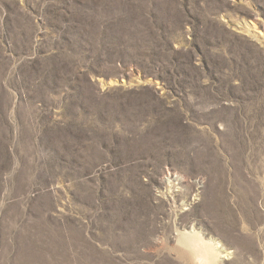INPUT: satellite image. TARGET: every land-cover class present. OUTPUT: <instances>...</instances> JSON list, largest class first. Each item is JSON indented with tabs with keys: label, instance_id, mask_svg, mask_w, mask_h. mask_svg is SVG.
I'll return each mask as SVG.
<instances>
[{
	"label": "rangeland",
	"instance_id": "1",
	"mask_svg": "<svg viewBox=\"0 0 264 264\" xmlns=\"http://www.w3.org/2000/svg\"><path fill=\"white\" fill-rule=\"evenodd\" d=\"M195 236L264 264V0H0V264Z\"/></svg>",
	"mask_w": 264,
	"mask_h": 264
},
{
	"label": "bare ground",
	"instance_id": "2",
	"mask_svg": "<svg viewBox=\"0 0 264 264\" xmlns=\"http://www.w3.org/2000/svg\"><path fill=\"white\" fill-rule=\"evenodd\" d=\"M188 240L189 243L198 250L199 260L203 264L211 263L216 258L220 256H225L227 254L223 246H220V244L212 245V242L210 243L201 238H196V236L194 238L188 237Z\"/></svg>",
	"mask_w": 264,
	"mask_h": 264
}]
</instances>
